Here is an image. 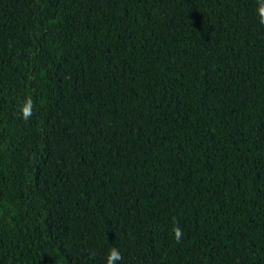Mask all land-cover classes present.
Here are the masks:
<instances>
[{"label":"trees","instance_id":"16d2710c","mask_svg":"<svg viewBox=\"0 0 264 264\" xmlns=\"http://www.w3.org/2000/svg\"><path fill=\"white\" fill-rule=\"evenodd\" d=\"M255 6L0 0V264H264Z\"/></svg>","mask_w":264,"mask_h":264},{"label":"clouds","instance_id":"9594fccd","mask_svg":"<svg viewBox=\"0 0 264 264\" xmlns=\"http://www.w3.org/2000/svg\"><path fill=\"white\" fill-rule=\"evenodd\" d=\"M255 12L257 16V22L259 25L264 26V0H255ZM19 104V116L22 120L28 121L33 116L34 101L32 96H27L18 99ZM172 233L177 241L183 238V230L178 224H174L172 227ZM122 254L120 250L112 246L108 249L106 254V264H117L118 261L122 260Z\"/></svg>","mask_w":264,"mask_h":264}]
</instances>
